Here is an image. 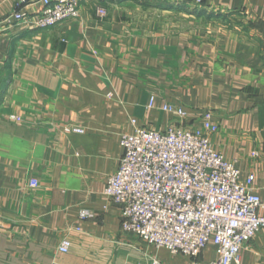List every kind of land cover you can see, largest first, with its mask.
I'll return each instance as SVG.
<instances>
[{"label": "crops", "instance_id": "0c3cea01", "mask_svg": "<svg viewBox=\"0 0 264 264\" xmlns=\"http://www.w3.org/2000/svg\"><path fill=\"white\" fill-rule=\"evenodd\" d=\"M17 1L0 0V264L215 258L213 244L196 259L123 231L105 188L122 134L198 127L210 110L213 148L242 181L254 174L264 199V0H80L78 18L42 29L14 20ZM241 264H264V230L243 246Z\"/></svg>", "mask_w": 264, "mask_h": 264}, {"label": "built area", "instance_id": "2783aa9c", "mask_svg": "<svg viewBox=\"0 0 264 264\" xmlns=\"http://www.w3.org/2000/svg\"><path fill=\"white\" fill-rule=\"evenodd\" d=\"M30 3L18 0L13 17L33 28L80 16V0H37L34 12L28 9ZM98 12L106 14L103 8ZM262 41L264 58V32ZM155 100L151 97L149 107ZM163 109L179 118L187 115L183 106L165 104ZM212 117L206 110L198 127L171 125L165 131L137 127L122 134L123 155L118 170L108 178L105 194L121 206L123 231L147 244L196 259L213 244L215 258L195 264H241L243 246L264 230V199L253 188L255 175L242 181L236 162L213 148L211 135L219 126ZM63 131L85 129L66 125ZM30 185L36 187L39 181L33 178ZM89 215L88 210L81 212L82 218ZM70 246L65 238L59 249L67 252Z\"/></svg>", "mask_w": 264, "mask_h": 264}]
</instances>
